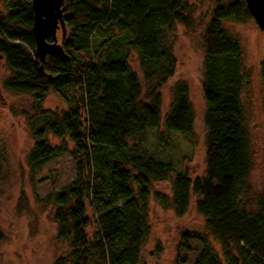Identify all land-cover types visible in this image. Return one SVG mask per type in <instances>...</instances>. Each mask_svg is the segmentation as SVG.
I'll return each instance as SVG.
<instances>
[{
    "label": "trees",
    "instance_id": "1",
    "mask_svg": "<svg viewBox=\"0 0 264 264\" xmlns=\"http://www.w3.org/2000/svg\"><path fill=\"white\" fill-rule=\"evenodd\" d=\"M64 7L66 35L63 39L61 30L59 43L71 59L49 55L43 64L35 54L31 0H9L6 14L0 11V56L12 72L3 86L34 97L30 169L35 172L68 153L76 161L75 179L53 196L57 238L67 240L70 247L53 264H91L93 260L96 264H145L142 248L150 231L153 182H169L171 197L161 192L154 196L179 217L188 212L192 195L198 197L196 208L221 253L207 238L183 231L182 248L190 251L191 241L200 245L193 264H264V193L255 210L247 209L241 200L253 167L241 98L242 49L222 27L223 20L253 18L246 0H216L204 30L201 89L207 104L203 117L207 170L205 177L195 179L142 146L149 129H160L159 89L177 66L168 37L175 35L177 25L188 30L194 26L189 2L65 0ZM129 49L138 55L147 85L144 94L138 73L130 67ZM261 77L264 84V59ZM51 91L67 102L68 111L60 114L42 108ZM164 121L167 133H193L195 115L186 81L174 86ZM50 134L62 139L61 144L53 146L47 139ZM164 135L157 136L164 141ZM66 139L73 143V150ZM88 205L98 226L93 238L87 231L92 222ZM26 207L23 196L19 212Z\"/></svg>",
    "mask_w": 264,
    "mask_h": 264
},
{
    "label": "rangeland",
    "instance_id": "2",
    "mask_svg": "<svg viewBox=\"0 0 264 264\" xmlns=\"http://www.w3.org/2000/svg\"><path fill=\"white\" fill-rule=\"evenodd\" d=\"M9 0H0V11L6 14ZM192 9L190 15L194 26L188 30L176 26L175 35L169 42L177 59L175 73L161 86L162 114L160 129H149L143 138L142 146L164 162H171L175 170L187 171L192 179L206 175L207 130L203 122L207 104L204 100L201 82L204 62V30L216 5V0H187ZM222 27L237 39L242 49V69L244 87L242 104L245 125L249 132L253 167L241 196L249 210H255L257 199L264 193V84L261 77V62L264 59V29L254 18L245 22L223 20ZM61 30L58 31V40ZM120 46V45H119ZM117 47V49L119 48ZM129 63L138 73L143 86L147 85L139 68L138 55L129 49ZM12 75L5 60L0 56V149L2 151V172L0 175V230L4 239L0 241V264H53L57 258L66 255L69 242L57 238V223L53 215V196L69 186L76 177V161L66 154L32 172L28 155L35 140L30 119L36 116L34 97L30 94H15L5 89L3 82ZM179 81L189 85V95L194 110L193 133L186 136L172 131L167 133L164 116L174 99V86ZM46 111L63 113L69 105L58 94L51 91L42 106ZM160 133L165 140L161 141ZM169 140H167V138ZM55 146L62 139L47 136ZM70 150L74 146L66 139ZM169 141V145L166 143ZM133 144V141H130ZM161 192L172 196L169 182H153L149 199L148 238L142 248V262L145 264H193L197 259L200 245L191 241V250L180 246L181 233L189 231L209 240L221 253L220 245L206 227L204 217L196 208L197 196L192 195L188 212L179 217L171 207H164L156 201L154 194ZM27 207L19 212L18 204L22 197ZM52 197V199L50 198ZM91 225L87 231L93 238L98 226L91 206L88 205ZM186 260V262H183ZM91 264H96L93 260Z\"/></svg>",
    "mask_w": 264,
    "mask_h": 264
},
{
    "label": "water",
    "instance_id": "3",
    "mask_svg": "<svg viewBox=\"0 0 264 264\" xmlns=\"http://www.w3.org/2000/svg\"><path fill=\"white\" fill-rule=\"evenodd\" d=\"M64 4L65 0H31L35 54L41 64L45 63L49 55L59 56L67 61L71 59L58 40L59 30H62L63 39L66 35ZM246 4L250 15L264 29V0H246Z\"/></svg>",
    "mask_w": 264,
    "mask_h": 264
}]
</instances>
